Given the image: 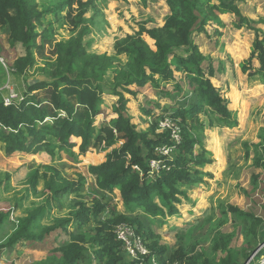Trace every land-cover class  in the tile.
<instances>
[{"label":"rangeland","instance_id":"1","mask_svg":"<svg viewBox=\"0 0 264 264\" xmlns=\"http://www.w3.org/2000/svg\"><path fill=\"white\" fill-rule=\"evenodd\" d=\"M64 1H34L37 9L43 13L42 26L37 31L39 48L33 52L34 65L26 68L23 74H15L13 65L17 58L24 57L25 48L21 43H13L10 32L0 27V98L4 103L19 104L25 98L30 82L49 78L53 73L54 45L67 41L75 34L63 21L66 11L56 16L51 8ZM87 1L81 0L82 7ZM237 6L241 15L248 20V27H238L234 16L222 19L218 16L217 22L206 25V34L192 35L193 43L206 57L207 61L202 64L204 71H207L209 62L215 67L216 74L211 83L226 100L228 109L235 113L237 126H209L208 110L188 121L189 124L194 123V133L211 154L212 163L197 168L201 179L199 182L183 185L187 199L176 206L181 207L177 216L167 219L165 223L157 220L154 225H146L158 237V244L167 248L165 258L182 249L187 255L184 264H188L189 258L196 255H203L211 263L219 262L226 257L224 250L241 263L244 258L240 256V251L243 253L255 247L249 233L253 221L248 215L262 220L261 227H264V169L260 166L263 163L261 151L264 150V84H260L255 77L243 74L240 69V65L250 56L255 36H264V0H242ZM169 15L166 0H148L145 6L140 0L111 3L93 0L84 15L90 28L84 40L85 48L88 53L107 54L116 40L134 35L140 26L147 30L162 28ZM142 39L153 49L152 40L145 36ZM111 55H115L114 50ZM118 58L123 63H129L131 59L125 54ZM251 67L253 70L249 73L259 69V63L253 61ZM113 71L110 69L104 74L105 86H112ZM174 78V82L167 84L159 82V89L146 85L138 93L137 99L119 90L125 99L129 98L127 115H132L138 131L143 132L155 123L154 119H147L140 112L141 108L155 112L157 119L170 117L175 111L192 105L194 93L188 78L184 73H175ZM134 88L128 89L134 92ZM34 95L40 106H46L45 91L35 92ZM103 98L95 121L97 129L106 125L107 112L116 105L117 100V97L108 94H103ZM50 119L46 117L44 125L51 124ZM47 140L52 147L56 145L54 140ZM118 147V144L105 150L92 147L85 154H79L75 146L72 153L54 150L52 154L38 151L8 155L4 144L0 143V214L4 215L0 223V263H63L62 253L58 249L69 243L70 234L78 231L74 217L79 205L90 206L95 195L107 205L102 216L104 219L122 214L124 208L116 192L118 190L109 193L110 196L100 195L94 189L88 171V166L99 165L107 153ZM72 183H83V188L73 192V187L67 193L62 192ZM56 191L60 193L55 195ZM25 217L32 219L29 235L36 236L47 230L50 234L41 240H21L13 250H6L1 255L2 248L20 229L21 219ZM131 217L147 224V218L140 213ZM82 232L86 236L81 264H104L95 257L97 246L90 241L93 236L86 229ZM263 247L257 246L255 253ZM255 253L244 264H264V258H253Z\"/></svg>","mask_w":264,"mask_h":264},{"label":"trees","instance_id":"2","mask_svg":"<svg viewBox=\"0 0 264 264\" xmlns=\"http://www.w3.org/2000/svg\"><path fill=\"white\" fill-rule=\"evenodd\" d=\"M34 1L0 0V27L10 32L13 43H21L25 48L24 57L14 61L15 74H23L26 68L34 65L33 52L39 48L37 31L42 26L43 13L37 9ZM107 1L119 0H103ZM147 1L140 0L144 6ZM241 1L166 0L170 15L163 27L147 30L140 26L134 35H127L114 42L115 55L112 56L88 53L85 48L84 40L90 28L84 15L93 0H88L83 7L81 0H65L51 7L56 16L66 11L63 21L71 33L75 34L67 41H59L54 45L53 73L49 78L30 82L25 98L19 104L10 102L6 106L0 98V143L4 144L8 155L38 151L52 154L54 150L72 153L75 146L79 154H85L92 147L109 149L118 144L117 149L106 154L102 164L89 166L88 171L95 179L97 190L107 193L118 190L124 208L123 214L104 219L102 216L107 205L101 198L95 195L90 206L80 204L74 217L78 231L70 234L69 243L58 249L63 256L61 264H81L84 260L86 233H80L83 229L93 236L90 241L97 246L95 257L99 261L104 264H127L125 261L128 259L114 234L115 226L120 223L133 226L148 249L147 256L131 263L152 264L154 261L156 264H184L187 255L182 249L165 258L167 248L158 244V237L146 225H154L157 220L165 223L167 219L177 216L179 209L176 206L181 200L187 199L183 185L199 182L201 179L200 173L196 172L197 168L212 163L211 154L194 133V123L189 124L188 121L208 110L209 126H237L235 113L228 109L226 100L211 83L216 74L213 64L209 62L207 71H204L202 64L207 60L193 43L192 35L206 34V25L217 22L218 16L226 14L236 17L238 27H248V20L241 15L237 6ZM144 36L153 41V49L145 44L142 39ZM121 54L130 56V62L120 61L118 56ZM253 61L259 63V69L249 73L253 70ZM110 69L114 70V75L112 86L108 87L104 85L103 78ZM240 69L243 74L255 77L260 84H264V36H255L250 56L240 65ZM175 73H184L194 93L192 105L175 111L169 117L176 123L178 120L181 137L179 145L171 142L168 131L158 130V123L163 116L155 119L156 115L151 110L141 108L140 112L154 119L155 123L143 132L138 131L127 115L128 100L119 92L121 90L135 97L136 93L128 88L150 85L159 89V82H174ZM38 91L47 93L46 106H40L37 101L34 93ZM103 94L117 97V100L116 105L107 112L106 125L97 129L95 121L101 111ZM48 116L52 122L44 125ZM48 138L54 140L56 145L52 147ZM166 145L175 146L171 157L157 155L156 149ZM261 152L263 163L260 166L264 169V150ZM152 161H161L162 167L151 175ZM81 181L84 182V179ZM73 187V192L80 191L83 183H72L62 192L67 193ZM58 193L60 191H56L55 195ZM135 213L147 218V224L131 217ZM248 216L253 221L249 233L255 247L243 253L240 251L243 262L232 258L231 253L224 250L226 257L219 262L211 263L203 255H196L189 258L188 264H244L256 252L257 246L264 245L263 221L251 214ZM3 219L4 215L0 214V223ZM31 221L30 217L21 219L20 229L14 232L2 249L14 248L24 239L41 240L50 234L47 230L36 236L29 235ZM253 258H264V247Z\"/></svg>","mask_w":264,"mask_h":264},{"label":"built area","instance_id":"3","mask_svg":"<svg viewBox=\"0 0 264 264\" xmlns=\"http://www.w3.org/2000/svg\"><path fill=\"white\" fill-rule=\"evenodd\" d=\"M9 102H5V105H9ZM158 130L160 132L168 131L170 133L171 142L174 145H179L181 142L180 137V128L176 123L172 121L169 117H163L158 123ZM175 146H163L159 149H156V154L160 157H171ZM162 167L161 161H152L150 162L151 175L157 173L158 170ZM114 234L116 240L121 244V250L124 256L130 262H138L141 257L148 255V249L145 246V243L133 226L127 223H120L115 226ZM1 264V263H0ZM142 264V263H141ZM152 264H156L154 261ZM176 264V263H173Z\"/></svg>","mask_w":264,"mask_h":264},{"label":"crops","instance_id":"4","mask_svg":"<svg viewBox=\"0 0 264 264\" xmlns=\"http://www.w3.org/2000/svg\"><path fill=\"white\" fill-rule=\"evenodd\" d=\"M111 3V2H110ZM109 6V5H108ZM225 16H233V15H229V14H226V15H220L219 17L222 19L223 17H225ZM199 48V47H198ZM113 53V46L110 48V51L106 54V55H108V56H112L111 54ZM94 54H99V55H101V54H105V53H99V52H94ZM213 67H214V65H213ZM214 69H215V67H214ZM149 88H151L150 86H148ZM141 91H142V88H137L136 89V87L134 88V92L136 93V96L134 97V99H137V96H139V94L141 93ZM139 93V94H138ZM107 97V96H106ZM128 98V97H127ZM102 100H104V98L102 99ZM127 100H129V98L127 99ZM104 103H105V101H104ZM129 105V104H128ZM129 109V108H128ZM128 109H127V113H128ZM166 112H168V111H166ZM155 113V112H154ZM128 116H130V118H131V121H132V123L135 125V123L133 122L134 120H133V118H132V115H128ZM141 116L142 117H144L142 114H141ZM147 119H149L148 117H146ZM136 127H137V125H136ZM99 160H100V157H99ZM104 161H105V159H104ZM103 159H101V161H100V163H98L99 165L100 164H102L103 162ZM91 166V165H90ZM93 166H97V165H93ZM89 167V166H88ZM91 178H92V183H93V187H94V189L101 195L102 193L104 194V195H106V196H110V194L109 193H107V192H104V191H99V190H97L96 189V185H95V179H94V177L93 176H91ZM117 192V194H118V196H119V199H120V201H121V198H120V195H119V192L118 191H116ZM113 193V192H112ZM102 199V198H101ZM121 204H122V201H121ZM123 206V205H122ZM180 208L181 207H178V209L180 210ZM123 214V213H122ZM121 215V214H120ZM6 250H13V248H8V249H4L3 251H2V253H1V255L2 254H5L4 253V251H6Z\"/></svg>","mask_w":264,"mask_h":264}]
</instances>
